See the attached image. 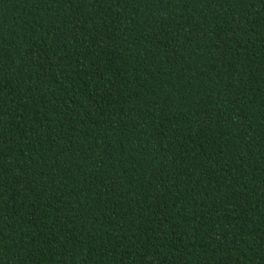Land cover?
I'll use <instances>...</instances> for the list:
<instances>
[{
	"label": "trees",
	"instance_id": "16d2710c",
	"mask_svg": "<svg viewBox=\"0 0 264 264\" xmlns=\"http://www.w3.org/2000/svg\"><path fill=\"white\" fill-rule=\"evenodd\" d=\"M0 264H264V0H0Z\"/></svg>",
	"mask_w": 264,
	"mask_h": 264
}]
</instances>
